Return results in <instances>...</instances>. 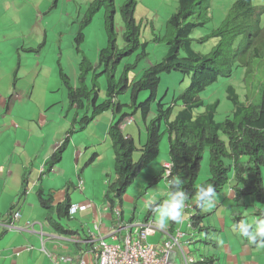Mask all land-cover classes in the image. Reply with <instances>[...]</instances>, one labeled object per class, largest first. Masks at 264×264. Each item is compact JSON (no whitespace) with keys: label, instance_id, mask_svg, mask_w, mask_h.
Segmentation results:
<instances>
[{"label":"crops","instance_id":"obj_1","mask_svg":"<svg viewBox=\"0 0 264 264\" xmlns=\"http://www.w3.org/2000/svg\"><path fill=\"white\" fill-rule=\"evenodd\" d=\"M54 5L57 6V0ZM0 7L4 9L0 17V264H81L82 261L94 264L96 239L121 243L126 233L134 234L138 224L147 222L146 203L156 204L167 198L164 178L157 182V188H149L152 178L162 175L169 162L168 146L161 144L157 159L138 174L131 185H136L138 191L128 194L130 186L122 203H114V207L105 198L108 187L116 179L115 151L108 135L115 119L111 111L97 116L84 131L76 126L61 161L49 168L51 156L71 128L59 70L62 69L74 87L78 85L80 70H74L75 80H72L57 60L58 71L54 67L48 79L42 78L44 68L40 65L45 57L42 47L48 33L39 17L44 12L42 0H0ZM25 8L32 12L31 26L22 24L23 16L29 15ZM143 124L136 132L131 125L123 128L134 143L137 138L138 148L146 135ZM93 155L94 161L86 164ZM138 158L134 159L133 155L135 161ZM39 190L46 194L45 199L52 206L68 200L69 204L85 205L86 209L68 219L50 214L54 225H59L65 233L56 231L39 202ZM228 194L234 201L224 204L223 211L220 200L214 203L213 212H208L211 209L205 212L209 217L216 216L207 225L215 234L205 236L183 225L184 229L180 230L189 238L181 241V248H175L174 264H185L183 256L193 262L210 256L216 259L214 264H264V250H258L239 236L237 224L242 221L234 218L238 214L236 208L241 206L229 188ZM258 207L249 203L245 208L249 211L247 217L252 219L251 214ZM15 211L21 216L11 230ZM149 216L155 222V214L150 212ZM176 225L171 227L170 222L166 229L157 226L147 243L158 246L168 241L175 235ZM196 234L197 238L192 239ZM222 234L224 238L220 239Z\"/></svg>","mask_w":264,"mask_h":264},{"label":"trees","instance_id":"obj_2","mask_svg":"<svg viewBox=\"0 0 264 264\" xmlns=\"http://www.w3.org/2000/svg\"><path fill=\"white\" fill-rule=\"evenodd\" d=\"M137 1L125 0L120 7L125 41V47L120 48L114 28L117 12L115 0H89L74 42L76 50H79L85 27L96 13L104 10L107 46L100 49L97 61L98 68L102 69L101 72L107 77L106 99L98 101L97 78L101 72L97 73L87 58L82 57L76 87L60 68L61 81L67 91V113L72 112L73 115L71 128L51 156L49 168L61 161L71 136L76 132V126L78 130H83L97 116L111 111L115 119L109 127L108 135L115 151L116 179L108 187L111 195L107 192L105 198L112 207L114 203H122L123 195L138 174L157 159L161 141L166 135L172 168L164 179L167 182L174 177L179 178L183 189L188 193L189 199L186 203H191L188 229L197 230L205 236L212 231L211 227L203 224L208 213H205V208L195 201L197 188L209 183L215 187L217 195L224 189H231L241 207L246 208L249 203H255L259 207L251 215L256 219L260 218L261 214H264V84L258 105L248 101L241 102L235 89L229 87L228 98L233 103V111L232 115L222 122L215 120L218 103L205 105L200 93L220 77H230L237 67H244L250 73L252 60L264 59V0H236L220 27L212 35L199 39H193L191 34L196 28L205 26L211 20L209 13L211 0H176V10L166 22V31L154 40L155 44L166 45L168 50L166 56L160 63L146 68L138 79L130 80L129 73L136 70L148 56L147 43H141L139 40L142 24L137 23L134 17ZM151 26L153 27L152 24ZM210 38H217V43L207 54L203 55L194 50L193 43H203ZM135 51L139 52L135 62L125 65L117 78V65L124 57ZM91 72L89 87L87 76ZM173 72L190 76V85L186 91L173 98L182 108L173 116L175 104L171 103L165 107L161 99L157 104L156 116L147 121L150 105L157 98L161 76ZM128 90L130 103L122 104L119 96ZM144 91L149 93V97L142 102L138 99L139 94ZM125 106L131 108L130 113L123 112ZM201 107L205 110L195 113V110ZM138 112L145 125L146 140L140 146V157L135 161L133 159L135 143L131 137L123 133L120 125L126 117ZM206 150L209 151L210 177L200 182L201 163ZM94 159L95 155L91 156L86 164L92 163ZM162 176L153 177L150 185H156L163 179ZM37 195L41 206L47 210V220L51 225L55 222L50 214L56 213L59 219L70 217L68 200L52 206L50 200L45 199L46 194L42 190H39ZM150 212L148 210L147 221L150 219ZM246 217L236 216L234 219L240 221ZM175 224L176 222H171V227ZM54 226L56 231L65 233L59 225ZM215 261L214 257L202 256L190 264H214Z\"/></svg>","mask_w":264,"mask_h":264},{"label":"rangeland","instance_id":"obj_3","mask_svg":"<svg viewBox=\"0 0 264 264\" xmlns=\"http://www.w3.org/2000/svg\"><path fill=\"white\" fill-rule=\"evenodd\" d=\"M55 0H42V9L44 12L39 16L43 22V26L48 30V33L45 38V44L42 47L45 51V57L43 59L44 63L40 66L44 68V74L42 78L48 79L49 73L54 67H57L56 72L58 71L57 60L63 70L68 74L70 73V78L75 80L74 78V70L77 72L80 70L81 60L82 57L87 58L93 65V68L96 67V60H97V52L99 49H102L107 46V35L105 31V24H104V10H100L96 15L92 18L91 22L88 26L84 29V38L83 41L79 44V50H76V43L74 42L75 35L79 32V26L82 19H84V13L88 8L86 3L89 0H57V6L54 5ZM125 2V0H115V7H116V15L114 20V28L115 32L117 33V44L120 48L125 47V41L123 38V22L120 16V7ZM236 2V0H211V8H210V17L211 20L203 27L196 28L191 37L193 39H199L204 36H210L213 32L218 29L225 19L227 14L229 13L231 7ZM176 0H138L137 6L135 10V20L137 23H141L140 26L141 33L139 40L141 43H147L146 45V52L148 55V59H145L143 62L139 64V67L131 71L129 73V79H138L145 68H147L152 63H157L161 61L167 54V47L165 44H155L154 40L155 37L162 36L166 31V22L170 15L175 12L176 10ZM29 8H25V10L29 13V15H25L22 18V24L25 26H31L34 24L32 18H30V12L27 10ZM4 13V9L0 7V17ZM44 13V14H43ZM264 20V17H263ZM153 25V27L151 26ZM217 43V38H210L203 43H193L194 50L197 52L207 54L213 46ZM61 44V45H59ZM60 46V48H59ZM238 46V43H236ZM59 51V52H58ZM141 49L139 50V52ZM138 51L133 52L130 55L124 57L120 64L117 65L116 70V77L118 78L125 65L132 64L136 60V55L139 53ZM61 54V55H60ZM252 71L249 73L247 69L244 67H237L233 70V73L230 77H220L216 82L209 85L204 91L200 93V98L205 103V105H210L215 102L218 103L215 112V120L217 122H222L226 119V117L232 115L233 111V103L228 98L229 87H233L236 93L239 95L241 102L248 101L254 105H258L261 101V90L264 84V59H254L252 60ZM67 69H69L67 71ZM95 70V69H94ZM102 69L97 68L95 71L100 73ZM52 78V77H51ZM91 78L92 72L87 76V84L91 87ZM39 82L42 79H38ZM98 83V97L99 102L106 99V91H107V77L106 74L100 73L99 77L97 78ZM190 85V76H183L178 72H173L171 74H163L161 76V80L159 82L157 88V98L155 102L153 101L150 105V110L146 116V120H150L156 116V108L158 101L162 99V102L165 103V107L169 105L175 104L174 113L177 114L179 110L182 108L179 105V102L173 100V98L178 97L180 94L186 91V89ZM64 103H67V92L64 89ZM120 101L122 104L130 103V90H128L123 95H120ZM149 97V93L144 91L139 94V101H145ZM68 109V103L66 106ZM205 110L204 107L198 108L195 110V113H201ZM109 112V111H107ZM123 112L130 113V107H124ZM73 113H70V119L72 118ZM135 118L132 122V129L136 132L137 127L142 126V118L140 113H136ZM144 123V122H143ZM144 125V124H143ZM84 131V130H83ZM82 132V131H81ZM223 139L224 136L222 137ZM146 139V135H145ZM142 141V144L145 142ZM161 144H167V136L163 137ZM135 145L136 150L134 154L135 156L141 155L139 147V142L135 137ZM161 146V145H160ZM204 158L201 163V172H200V182L205 181L207 178L210 177L209 172V151L204 152ZM152 188L149 190H153L157 188V185H151ZM150 186V187H151ZM154 186V187H153ZM166 186V185H165ZM147 189V187H146ZM161 190V189H160ZM138 191L136 185L130 187L128 194L136 193ZM226 189L219 194L220 196L214 203H219L218 201H223V205L220 208V211H223L224 204L233 202V198L231 199V194L227 195ZM218 196V195H217ZM233 197V194H232ZM231 199V200H230ZM144 201V200H143ZM250 201V200H249ZM185 202V208L183 210V219L180 223H177L175 229L176 233L181 231L180 229H184L183 225L188 228L189 218L191 211L186 210V206H189ZM211 209L210 211H208ZM215 209V205L211 208H205L204 212H213ZM236 212L240 216H247L248 210H245L244 207H237ZM216 215L215 213H210V215ZM216 217V216H214ZM213 217V218H214ZM251 216H248L245 219L240 221H248L251 222L252 220L256 219ZM212 217H207L204 221V225L207 226L208 223H213ZM234 223V221H231ZM233 231L236 229L233 227ZM183 232V231H181ZM184 233V232H183ZM211 234H215L214 231H211ZM184 236L182 240H186L189 238V235ZM192 237V239L197 238ZM224 238V234L220 236V239ZM215 239V238H214ZM215 241V240H214ZM183 242V241H182ZM196 246H200V244H196ZM210 246H208L209 248ZM262 256V254H261ZM264 260V259H263ZM179 261V259H178ZM180 262V261H179Z\"/></svg>","mask_w":264,"mask_h":264},{"label":"built area","instance_id":"obj_4","mask_svg":"<svg viewBox=\"0 0 264 264\" xmlns=\"http://www.w3.org/2000/svg\"><path fill=\"white\" fill-rule=\"evenodd\" d=\"M171 166L166 165L165 171L168 175ZM85 205L72 204L69 207V215L74 216L78 212L85 211ZM20 213L15 211L13 221L9 229H15V220L20 218ZM157 231L153 222L140 225L134 232L126 233L118 244H109L101 238L96 239L94 264H174L175 248H181V240L184 236L178 230L177 234L168 241L158 246L147 243V238ZM192 260V259H191ZM191 260H186L191 262ZM81 264H84L83 261Z\"/></svg>","mask_w":264,"mask_h":264},{"label":"clouds","instance_id":"obj_5","mask_svg":"<svg viewBox=\"0 0 264 264\" xmlns=\"http://www.w3.org/2000/svg\"><path fill=\"white\" fill-rule=\"evenodd\" d=\"M160 62L161 61H158L157 63H160ZM154 64L156 63H152L148 67H151ZM138 67L139 65L137 66V68ZM97 68H98V61H97V66L94 69L96 70ZM78 79H79V76H78ZM133 117L134 115L128 116L124 119V121L120 125V128L122 131L125 126L132 125V122L134 120ZM167 165H170L172 168V164L170 162H168ZM162 173H163L162 174L163 178L169 175V174L168 175L166 174L165 168L163 169ZM167 184H168L169 190L167 192L166 199H164L160 203H156V204L146 203L144 205L146 209H148L149 211L155 214V222L148 220L147 222L142 223V224L153 222L156 225V227L158 226L160 229H166L170 222L180 223L182 221L183 210L185 208V202L189 199L188 193L183 189L182 181L179 178L174 177L173 179L168 180ZM79 187L82 188V182L79 183ZM217 198L218 196H217L216 189L210 183L206 185H200L197 188L196 193H195L196 203L202 208H206V209L213 207L214 202L217 200ZM71 205L72 204H70V206ZM189 209L191 210V206L190 205L186 206V210H189ZM68 214H69V209H68ZM74 216H70V217H74ZM142 224H138L137 226L139 227ZM188 228H190V223H188ZM237 228H238L239 236L241 238H246L248 243L250 245H255L258 250H264V214H261L260 218L254 219L251 222H248V221L239 222L237 224ZM183 257L185 260L186 259L185 256ZM186 260H191V259L187 258ZM192 262L193 260H191L190 263ZM190 263L185 261V264H190Z\"/></svg>","mask_w":264,"mask_h":264}]
</instances>
